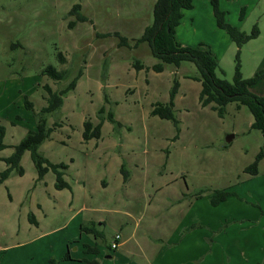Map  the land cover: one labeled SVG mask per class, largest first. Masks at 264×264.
<instances>
[{
  "label": "rangeland",
  "instance_id": "rangeland-1",
  "mask_svg": "<svg viewBox=\"0 0 264 264\" xmlns=\"http://www.w3.org/2000/svg\"><path fill=\"white\" fill-rule=\"evenodd\" d=\"M156 1L0 0V173L42 122L50 132L37 151L66 167L68 185L56 189L50 170L38 179L30 151L21 155L22 175L11 168L0 184V264H264V159L256 175L245 172L261 133L245 106L228 103L219 117L200 104L193 63L153 71L158 60L135 41L152 24ZM75 5L84 21L70 15ZM219 10L256 37L238 46L216 26L210 0H193L176 41L206 44L216 77L228 83L236 66L243 79L264 73V0H219ZM47 66L64 71V80L43 75ZM74 78L60 108L43 113L44 86L61 91ZM174 81L177 123L151 114L168 104ZM248 91L264 96V77ZM85 121L100 124L99 138L83 139ZM221 190L232 195L211 205ZM116 234L120 245L112 250Z\"/></svg>",
  "mask_w": 264,
  "mask_h": 264
},
{
  "label": "trees",
  "instance_id": "trees-1",
  "mask_svg": "<svg viewBox=\"0 0 264 264\" xmlns=\"http://www.w3.org/2000/svg\"><path fill=\"white\" fill-rule=\"evenodd\" d=\"M212 13L216 26L224 31L232 41L238 46L247 40L256 37L257 31H253L250 35H244L230 26L225 20V13L219 10V0H210ZM193 8V0H157L153 8V22L146 27L140 39L135 41V46L140 43H146L149 46L151 54L158 60L152 69L160 73L166 64L179 66L181 62L187 61L195 65L197 74L189 77L198 81L201 85L199 93V102L203 107L211 106L212 110L217 113L219 117L225 115V107L228 103H237V109L245 106L248 112L253 117L251 128L258 130L262 136V145L255 156L254 162L245 169V172L251 175L257 173V163L264 159V96H257L248 91V87L256 84L264 77V73L258 72L249 79H243L239 73V68L236 66L235 75L232 83H228L223 79L216 77L215 72L218 64L215 56L206 44H199L197 47H187L178 43L175 39L176 28L183 18V12ZM80 6L75 5L70 10V15H76L78 20L84 21L85 17L80 12ZM244 10L241 12L242 17ZM119 45L127 46L128 42L125 38L119 37ZM61 64L65 63L64 56L59 53L57 55ZM134 67L137 70L143 68L140 63H135ZM42 74L49 77L55 82L64 80L66 74L64 71H57L52 66H47L42 71ZM77 78H74L64 90L53 91L49 85H45L44 89L47 93V107L43 109V113H50L58 110L62 105L63 97L70 90H73L76 85ZM178 84L174 81L173 88L170 94V101L166 105H156L151 114L158 116L161 119L171 120L177 123L173 114V98L176 93ZM25 106L31 108V103L25 100ZM102 113V110H100ZM108 120L116 123L111 113L107 116ZM83 139L89 140L92 138H99L100 124L94 126L85 121L83 123ZM50 130H45L42 122L37 125V131L27 134V136L19 143L11 157L7 158L5 162L9 166L6 170L0 173V184H2L8 177L11 168H16L19 175L23 171L19 167L21 155L29 150L34 167L37 171L38 179H42L47 171H52L55 175V188L62 190L68 185L63 181V171L66 169L64 165L52 164L41 154L38 153L37 147L49 135ZM3 129L0 128V150L4 147L2 144ZM121 173L124 177L127 176L124 167H121ZM232 194L227 191H217L211 200V205L216 206L225 201L227 197ZM31 223H35L30 219ZM87 233H93L97 237V233L92 228L84 229ZM85 251L88 253L97 254V248L85 246ZM65 259H70L66 254ZM86 264H98L97 261H86Z\"/></svg>",
  "mask_w": 264,
  "mask_h": 264
},
{
  "label": "built area",
  "instance_id": "built-area-1",
  "mask_svg": "<svg viewBox=\"0 0 264 264\" xmlns=\"http://www.w3.org/2000/svg\"><path fill=\"white\" fill-rule=\"evenodd\" d=\"M120 236L118 234L114 235L110 249L115 250L119 246Z\"/></svg>",
  "mask_w": 264,
  "mask_h": 264
},
{
  "label": "crops",
  "instance_id": "crops-1",
  "mask_svg": "<svg viewBox=\"0 0 264 264\" xmlns=\"http://www.w3.org/2000/svg\"><path fill=\"white\" fill-rule=\"evenodd\" d=\"M240 108H241V107H240ZM240 108H238V109H240ZM247 111H248V110H247ZM119 245H120V242H119ZM117 248H118V247H117ZM117 248H116V249H117Z\"/></svg>",
  "mask_w": 264,
  "mask_h": 264
},
{
  "label": "water",
  "instance_id": "water-1",
  "mask_svg": "<svg viewBox=\"0 0 264 264\" xmlns=\"http://www.w3.org/2000/svg\"><path fill=\"white\" fill-rule=\"evenodd\" d=\"M229 139V138H228ZM229 141V140H228Z\"/></svg>",
  "mask_w": 264,
  "mask_h": 264
}]
</instances>
